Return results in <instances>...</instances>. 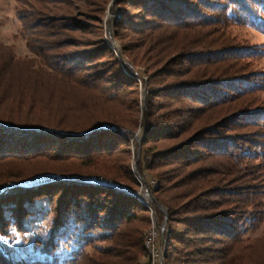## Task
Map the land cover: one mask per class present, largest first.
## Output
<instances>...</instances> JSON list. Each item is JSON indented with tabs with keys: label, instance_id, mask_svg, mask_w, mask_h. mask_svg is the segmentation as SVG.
I'll use <instances>...</instances> for the list:
<instances>
[{
	"label": "trees",
	"instance_id": "1",
	"mask_svg": "<svg viewBox=\"0 0 264 264\" xmlns=\"http://www.w3.org/2000/svg\"><path fill=\"white\" fill-rule=\"evenodd\" d=\"M19 1L34 56L0 42V179L22 162L48 163L59 179L0 192V235L49 218L35 246L51 256L16 258L0 244V264L145 259L149 208L131 190L67 179L77 175L132 190L155 180L168 208L164 264H264V236L248 237L264 221V71L252 61L261 51L230 32H264V0ZM111 2L124 63L105 38Z\"/></svg>",
	"mask_w": 264,
	"mask_h": 264
},
{
	"label": "rangeland",
	"instance_id": "2",
	"mask_svg": "<svg viewBox=\"0 0 264 264\" xmlns=\"http://www.w3.org/2000/svg\"><path fill=\"white\" fill-rule=\"evenodd\" d=\"M20 6L21 4L19 0H0V42L5 43L7 45H11L18 57L31 58L34 55L30 52L29 48L27 47L26 40L24 39V37L20 34L21 23L17 16V9ZM121 13L122 10L120 5H118V3L111 2L107 10L106 17L104 19V26H105V38L108 44L113 48L119 60L124 63L127 60V57L122 52V49L117 39L115 38V30H114V21L120 18ZM230 32L233 35V37L237 39V41L241 46L243 45L261 51L260 57L253 59L252 61L254 62L256 69L264 71V32L256 29L251 25H235V24L230 26ZM138 71L142 73L143 69L138 68ZM145 91L147 93V90L144 89L143 96L144 95L146 96ZM261 95L262 97H264V91L261 93ZM145 99L143 100L145 101ZM143 109H146L145 103L143 104ZM141 130L142 128H139L136 131L134 137L135 138L134 144L131 145V148L134 151L136 149V144L139 143L136 154L137 160L134 157L135 160L133 161V164L134 162L138 163V159L140 157L141 142H142V141L140 142V138L143 137ZM133 164H132V168H133ZM19 167L21 168L20 171L21 174L13 175L9 178H2V180L0 179V192L6 190L8 187H12L16 185H21V186L38 185L48 180L57 179V178L59 179V176L56 175V173H54L53 168L48 163H45V165L44 164L39 165V164L22 162L20 163ZM137 172H138V168H137ZM137 172H135V174ZM64 179H66V177ZM67 179L74 181L75 179L76 180L79 179L80 181L91 180L93 182L108 183L121 189L131 190L132 193L136 194L149 208L151 225L147 229L146 233L150 228H152L153 225H157L160 228L161 237L163 238L161 242L163 246L165 245L164 240H166L165 239L166 227L164 230L162 229L164 219L162 223L159 224L155 215L154 206L155 204L159 206V204L149 187V185L156 184L155 180H152L151 176L148 175L147 180H149V182L147 184L143 180H140L139 187L136 190L130 189L122 181L111 182L112 180L110 181V179H93V178L88 179L85 177L82 178L80 175L70 176L67 177ZM141 183H143V186ZM148 192L149 193L151 192L150 194L151 196L148 194ZM152 195L155 198V200H153ZM159 208L163 211V209L160 206ZM49 228H50V219L45 218L42 222H37L33 224L32 229H30L26 233H22V234L13 233L10 236L0 235V244L10 255L16 258L23 257L28 260L51 259L50 255L46 253H42L35 246V239L37 237L43 238L44 236H46ZM263 236H264V221L256 231L250 232L248 234V237L252 239ZM74 247H75L74 245L69 244L68 248L66 247L60 250L57 253V256L60 258L68 256L70 250L73 249ZM164 255H165V249H164ZM164 255H163V264L165 259ZM147 260H148V256L146 254L145 259L142 260L141 263Z\"/></svg>",
	"mask_w": 264,
	"mask_h": 264
},
{
	"label": "bare ground",
	"instance_id": "3",
	"mask_svg": "<svg viewBox=\"0 0 264 264\" xmlns=\"http://www.w3.org/2000/svg\"><path fill=\"white\" fill-rule=\"evenodd\" d=\"M155 231H156V225H153L152 228H150L146 234L145 247L147 249L148 260L145 262H142L141 264H151V262H155V246L149 245V236H152L153 233H155ZM163 255H164V246L161 242L159 245L160 264H163Z\"/></svg>",
	"mask_w": 264,
	"mask_h": 264
},
{
	"label": "built area",
	"instance_id": "4",
	"mask_svg": "<svg viewBox=\"0 0 264 264\" xmlns=\"http://www.w3.org/2000/svg\"><path fill=\"white\" fill-rule=\"evenodd\" d=\"M163 238L161 237L160 228L156 225V231L152 236H149V245L155 246V262H151V264H160L159 257V245Z\"/></svg>",
	"mask_w": 264,
	"mask_h": 264
},
{
	"label": "water",
	"instance_id": "5",
	"mask_svg": "<svg viewBox=\"0 0 264 264\" xmlns=\"http://www.w3.org/2000/svg\"><path fill=\"white\" fill-rule=\"evenodd\" d=\"M145 94H146V91H145ZM146 98V96L144 95L143 96V99H145ZM142 139H143V137H141L140 138V142L142 141ZM133 170L135 171V172H137V162H134V164H133ZM142 184V186H143V183H141ZM148 194L150 195L151 194V192L149 193L148 192ZM151 196V195H150ZM152 198H153V200H155V198L153 197V195H152ZM158 204H159V206L163 209V211H164V221H163V225H162V229L164 230L165 229V227H166V221H167V216H168V209H167V207L164 205V204H162V203H160V202H158Z\"/></svg>",
	"mask_w": 264,
	"mask_h": 264
}]
</instances>
